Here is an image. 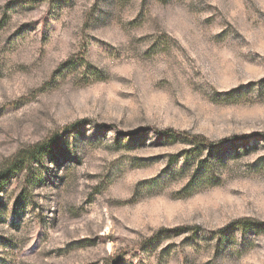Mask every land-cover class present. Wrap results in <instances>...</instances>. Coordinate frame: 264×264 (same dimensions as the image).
I'll return each mask as SVG.
<instances>
[{
  "label": "rangeland",
  "instance_id": "374dc122",
  "mask_svg": "<svg viewBox=\"0 0 264 264\" xmlns=\"http://www.w3.org/2000/svg\"><path fill=\"white\" fill-rule=\"evenodd\" d=\"M49 140L12 264H264V0H0V164Z\"/></svg>",
  "mask_w": 264,
  "mask_h": 264
},
{
  "label": "trees",
  "instance_id": "16d2710c",
  "mask_svg": "<svg viewBox=\"0 0 264 264\" xmlns=\"http://www.w3.org/2000/svg\"><path fill=\"white\" fill-rule=\"evenodd\" d=\"M168 134V131L164 132ZM181 135L188 136L187 133L182 132ZM205 143L203 140L199 141L195 138L194 144ZM60 147L53 140L38 143L32 147L19 150L12 158L0 164V192L5 185L4 182L8 181V177L26 172L31 169L35 164L43 166L46 158H52L54 161V152L59 150ZM0 264H12V261L6 257H0ZM111 264V263H110ZM114 264H119L114 260Z\"/></svg>",
  "mask_w": 264,
  "mask_h": 264
}]
</instances>
